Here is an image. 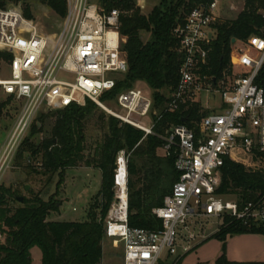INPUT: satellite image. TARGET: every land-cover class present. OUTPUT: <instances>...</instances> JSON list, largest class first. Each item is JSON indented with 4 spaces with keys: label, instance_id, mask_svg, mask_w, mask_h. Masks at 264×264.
Returning <instances> with one entry per match:
<instances>
[{
    "label": "built area",
    "instance_id": "1",
    "mask_svg": "<svg viewBox=\"0 0 264 264\" xmlns=\"http://www.w3.org/2000/svg\"><path fill=\"white\" fill-rule=\"evenodd\" d=\"M67 3L62 28L54 36L41 34L20 9L0 8V49L13 55L7 63L10 75L0 78V87L21 106L0 156V176L34 121L49 109L85 105L90 100L146 135L154 133V119L146 121L154 105L151 93L127 87L116 96V110L103 101V95L113 90L129 69L122 50L126 38L120 32L119 9L107 11L94 0ZM220 3L198 2L175 29L183 62L169 110L188 100L200 101L203 94L218 93L220 102L201 119L198 131L179 124L162 136L163 153L174 156L179 172L164 204L153 209L162 227L129 224L128 155L123 150L117 156L114 199L104 227L108 238L123 245V264H179L192 246L184 245L183 253L172 259L178 254L177 241L183 230L190 232L189 240L196 239L192 227L197 216H230L246 225L264 226V194L240 203L217 193L226 158L264 172V87L256 82L264 65V35L234 42L245 46L232 50L231 75L218 81L200 74L216 35L213 25L221 15ZM261 13L264 18V11Z\"/></svg>",
    "mask_w": 264,
    "mask_h": 264
},
{
    "label": "trees",
    "instance_id": "2",
    "mask_svg": "<svg viewBox=\"0 0 264 264\" xmlns=\"http://www.w3.org/2000/svg\"><path fill=\"white\" fill-rule=\"evenodd\" d=\"M23 1L27 16L31 0H0V8L8 3ZM56 14L65 17L67 0H38ZM202 0H162L150 13L144 14L136 6V0H101L107 10L121 8L120 32L126 38L122 50L129 63L128 72L118 79L116 87L103 95L116 96L134 82L144 81L152 90L154 99L152 114L154 133L145 131L105 114L99 116L105 132L96 144L86 145L85 128L97 109L88 100L85 105H72L56 110V122L49 138L37 145L25 138L18 154L24 152L42 155L38 162L41 170L30 164L31 172L50 175L69 167H92L101 171V189L85 221H55L49 216L59 210L58 203L45 200L40 194L24 196L12 186H0V229L7 238L0 239V264H32L31 249L38 247L42 264H102L103 239L106 236L104 220L114 199V173L120 151H126L129 171V224L132 227L157 229L162 220L153 209L164 204L179 179L174 156L163 151L164 140L173 126L186 124L198 131V123L210 113L200 103L188 100L176 110H169L172 93L180 81L183 55L179 52V39L175 29L182 24L191 9ZM244 9L236 18H219L213 25L216 35L209 45L207 63L202 65L201 75L212 76L218 81L232 74L231 53L233 39L246 41L253 34L264 35V0H244ZM143 33H149L148 39ZM12 53L0 51V61L6 63ZM256 82L264 87V65ZM45 113L38 117L42 119ZM32 124L31 130L38 127ZM28 144V145H27ZM89 151V154H87ZM31 156H29L30 158ZM222 179L217 193L224 197L235 196L240 203L257 199L264 194V172L254 171L244 164L226 158L221 168ZM22 196L23 201L18 197ZM99 211V212H98ZM237 234L264 235L263 225H246L234 217L226 216L220 229L214 234L222 242L224 261L227 238Z\"/></svg>",
    "mask_w": 264,
    "mask_h": 264
},
{
    "label": "rangeland",
    "instance_id": "3",
    "mask_svg": "<svg viewBox=\"0 0 264 264\" xmlns=\"http://www.w3.org/2000/svg\"><path fill=\"white\" fill-rule=\"evenodd\" d=\"M94 1L104 8L101 4V0ZM29 2L31 17L27 16V6L23 1H20L19 3L10 2L6 7H16L20 9L23 12L24 17L29 21H33V23L36 24L38 31L43 35L54 36L59 33L63 25L64 17L59 16L50 7L38 0H31ZM161 2L162 0H136L135 4L141 9L142 13L148 14L154 7L160 5ZM244 6V0H221L219 9V13L221 14L220 18H236L244 9ZM118 9L120 11V16L125 13L121 8ZM149 37V33H143L144 39H148ZM244 46L245 45L240 42L234 44V47ZM0 51L7 52L2 49H0ZM7 63L3 60L0 61V78H6L10 75ZM133 86L152 94L151 88L144 81L134 82ZM116 96L109 95L106 98H103L104 103L109 109H118ZM198 100L201 101L200 103L205 110H209L210 112L215 110L220 102L218 93H213L208 96L203 94ZM20 108V103L6 95L0 87V156L4 151L10 131L17 119ZM157 111V109H153L149 118H146V121L151 123V120L153 119L152 114H155ZM43 113H45V115L42 119L38 120L39 117H37L34 121V123L39 124L38 127L32 130L30 129L25 137L29 139V142H32L35 145L40 143L41 140L51 136L50 130L57 119L55 115L56 110L54 109L43 111L41 114ZM101 114H105L106 121L112 116L107 110L97 105L95 113L91 115L85 128L87 146L96 144L97 141L102 139L105 128L103 127V122L98 119ZM18 150L19 148L9 162V166L2 172L0 176V186H12L14 189L18 190L19 194L24 196L40 194L45 200L58 203L59 210L53 212L49 216V219L55 221L87 220L88 213L94 205L96 196L101 189V171L97 168L85 166L69 167L62 171L63 176H60V174L57 173L51 179L50 175L30 171V164L35 165L37 170H41V167L38 166V162L42 161L41 154L33 155L27 152L18 154ZM160 152H163L162 149H160ZM87 154H89V151H87ZM29 156L31 157L29 158ZM27 186H29V189H27ZM226 198L233 199L236 197L228 196ZM224 218L222 219L217 216L195 217L193 219L194 225L192 230L196 235V239L189 240L190 232L187 230L181 231L177 241L178 254L172 255V259H176L183 253V246L186 244H190L192 250L182 257L179 264L193 260L195 249L201 243L205 241H207L206 244L211 242L218 243L220 240L214 237V234L220 229ZM0 232L1 238L5 240L7 235L1 229ZM102 245V264H123L124 247L121 243L116 244L114 240L105 236ZM240 246L242 249L247 248L244 244ZM251 247L254 248V246ZM36 249L40 251L38 247H36ZM34 254L37 255L36 253ZM35 257L37 258V256ZM36 258H34L33 264H40V261Z\"/></svg>",
    "mask_w": 264,
    "mask_h": 264
},
{
    "label": "crops",
    "instance_id": "4",
    "mask_svg": "<svg viewBox=\"0 0 264 264\" xmlns=\"http://www.w3.org/2000/svg\"><path fill=\"white\" fill-rule=\"evenodd\" d=\"M201 243L194 252L193 260L183 264H264V235L261 234H237L227 238L224 261L219 262L223 254L222 242ZM246 245L242 249L240 245ZM251 246H254L252 248ZM33 262L35 256L42 264L41 250L36 247L31 249ZM36 253L37 255H35ZM32 262V264H33ZM182 264V263H181Z\"/></svg>",
    "mask_w": 264,
    "mask_h": 264
},
{
    "label": "water",
    "instance_id": "5",
    "mask_svg": "<svg viewBox=\"0 0 264 264\" xmlns=\"http://www.w3.org/2000/svg\"><path fill=\"white\" fill-rule=\"evenodd\" d=\"M233 42H236V38L233 39ZM27 189H29V186H27ZM19 201H23L24 198L22 196L18 197Z\"/></svg>",
    "mask_w": 264,
    "mask_h": 264
}]
</instances>
